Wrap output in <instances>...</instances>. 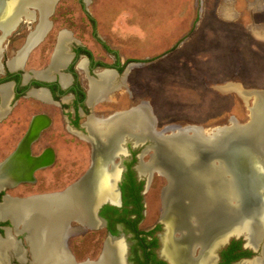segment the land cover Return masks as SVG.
<instances>
[{"label": "flooded vegetation", "instance_id": "1", "mask_svg": "<svg viewBox=\"0 0 264 264\" xmlns=\"http://www.w3.org/2000/svg\"><path fill=\"white\" fill-rule=\"evenodd\" d=\"M30 3L28 1L21 7V10L17 11L18 17L13 16L10 22L8 20L0 23V130L7 124L10 128L8 132L0 135V140L2 139V142L0 141V208L9 202L13 205L37 203L44 200L52 203L81 189L84 192L82 202L80 203V199L74 198V203H80L81 214H74L67 219L66 231L61 236L62 247H66L76 264L98 263L108 255V252H121L124 258L120 264H264V228L259 230L253 223L242 225L237 223L232 226L229 224L213 234L219 235V238L213 242L211 239H214V236L206 242L195 240L193 235L194 239L189 237V240H186L181 237L182 233H180L186 228L187 220L179 214L178 210L181 208L175 206L177 209L179 208L175 210L178 213L175 216L170 212L172 206L168 212V207L164 204L169 178L156 161H161L163 155L161 152L162 142L168 141L175 133L182 135L184 133L182 130H186L188 139H191L194 135L193 129L198 132L201 130L207 134L209 130L215 131L216 128L230 127L229 125L236 123L240 125L235 115H229L228 124L216 127H205L202 126L203 123L199 122L188 123L191 125L186 126L173 124L162 127L159 125L162 124L160 122L161 115L156 113V106L154 107L148 101H142L140 105L131 107L127 111H117L109 115L108 110L107 112H97L96 107L99 105L108 106L111 93L118 87H122L121 81L127 80L128 77L127 69L135 64L136 60L122 62L119 53L110 50L107 44L99 40L97 30L94 29L93 36L101 44L106 56L109 54L115 58L113 64H108V62L96 59L92 50L73 38L70 31L63 30L59 33L58 41L53 48L50 63L40 70L27 69L31 53L44 41L53 28L51 17L55 11L54 7L48 34L35 45L24 60L27 48L38 42L48 28L45 16L44 31L34 41L29 42L41 22L40 9L37 8V5L32 3L33 8L37 10L35 19L31 12L26 11L25 7ZM50 3L48 13H50V8L55 0H51ZM250 3L252 5L254 1ZM80 4L83 8L86 7L85 0H80ZM248 5L245 7V12L249 13L252 7ZM260 11L264 12V3ZM255 15L256 13H252L249 21L253 23V26H256V31H259ZM248 17L245 16L247 19ZM88 18L93 24L92 27L95 28V20L90 15ZM6 25H8L7 29L3 30L1 26ZM22 25L27 26L28 32L17 31ZM241 27H244L242 23H240V30ZM248 29L253 33L252 26ZM251 33L249 35L255 41L256 38ZM243 34L245 33L243 32ZM23 35L26 40L21 45L22 47L19 50H9L10 45L14 43L13 39ZM62 40H66L62 55L67 61L62 67H56L57 51ZM255 47L258 48V46ZM177 50L178 47H175L174 51ZM6 53L10 57H7ZM17 57L20 59L16 69L11 68L10 61ZM82 61H86L83 67H81ZM205 65L202 64L203 69ZM192 66L191 62L187 65L190 76H192V72L194 73ZM205 69L204 73L196 75V79H205L206 73H209ZM108 71L113 72L115 79H119V82L115 80L116 85L113 88H108V85L102 88V93L98 98L91 97L90 84L92 82L102 83L101 74L108 73ZM38 73H44L45 76L39 78L36 75ZM230 75L232 73L223 76V81L228 79L230 83L235 84L237 81H243L248 84L245 79L239 78L237 75L231 78ZM63 79L67 80L65 85H63ZM207 81L209 82L208 79ZM250 84L255 86L252 82ZM246 97L241 95V99ZM258 104H254V108ZM141 105L149 113L150 127L141 128L140 131L135 121L133 123L135 126L130 128L125 123L136 109H140ZM54 109L58 110L60 114L63 130L83 139L90 146V158L86 169L71 180L67 186L62 188L60 186L61 189L55 191H47L49 181L56 183L58 181L61 185L64 177V166L60 161V154L52 144L55 126L52 116ZM128 111L132 113L124 120L117 116V114L120 115ZM37 117L45 118L46 122H43L42 127L39 128L41 130H35V137L28 145L26 138ZM251 118L248 122L251 121ZM166 123L170 124L168 122L164 124ZM112 124H116L115 127L126 125L127 130H136L139 139L126 140V137L120 136L113 148H108V129ZM125 128L119 130H126ZM152 130L154 131L153 137L150 133ZM151 140L155 142H151ZM203 147L200 146L199 151L195 154L197 160H199V156L202 160L197 164L209 169V160L205 159ZM147 156L148 160L145 161ZM153 156H156L154 160ZM218 163L216 161L215 168H212V173L216 174L217 178L220 177L218 172L221 166ZM55 168L57 176H48L47 173H53ZM156 174L166 181L161 194L160 215L154 226L144 228L142 226L147 214L145 194ZM222 179L226 180L228 184L232 182L230 173L225 169ZM50 196L57 198H49ZM180 200V198H171L169 201L181 204ZM192 224L194 223L192 222ZM230 226L231 228L226 230ZM24 227V225H16L11 215L0 219V239L5 240L11 236L19 250L18 254H11L7 262L33 264V254L28 242L30 231L29 229L24 230ZM97 231L104 232L100 255L93 260H78L76 253L70 249L71 240L77 239L76 244L80 245L83 237ZM187 242L188 246L185 244ZM195 242L196 248L193 247ZM108 245L110 249H108ZM111 245H115L114 250ZM188 247L189 254L185 250Z\"/></svg>", "mask_w": 264, "mask_h": 264}, {"label": "rangeland", "instance_id": "2", "mask_svg": "<svg viewBox=\"0 0 264 264\" xmlns=\"http://www.w3.org/2000/svg\"><path fill=\"white\" fill-rule=\"evenodd\" d=\"M238 1H240L238 10L242 16L249 15V21L252 13H246L242 7L243 3L247 5L248 2ZM85 2L86 7L83 8L80 0H58L51 17L53 28L31 53L27 69L40 70L50 63L53 48L58 41L59 33L63 30L70 31L73 38L87 45L96 59L113 64L115 58L109 54L106 56L101 44L93 36L94 29L97 30L99 40L107 44L110 50L117 51L122 62L136 60L135 64L127 69L128 77L127 80L121 81L122 87L111 93L108 106L99 105L96 107L97 112L108 110L109 115L117 111H127L140 105L142 101H148L156 106V113L161 115L162 124L159 125L162 127L173 124L186 126L192 122L203 123L202 126L205 127H216L228 124L230 118L228 114L214 118L219 111L217 101L214 99L218 93L214 87L210 88V85L214 83L216 87L223 83V76L227 73H232L231 78L237 75L245 79L248 82L244 88L246 91L253 89L249 86L251 82L255 84L254 87L260 88L264 85V42L260 40L255 42L249 37L248 26L243 25L241 33L236 25L231 27L232 25L219 18L218 12L225 0H85ZM263 3V0H258V7L256 9H254L256 5L252 7L260 32L264 31V12L260 11ZM88 15L95 20V28L92 27ZM199 22H202V26L192 37L190 33L198 28ZM27 29L26 25H22L17 31L25 33L28 32ZM186 30H189L188 33ZM25 40L24 35L17 36L9 50H19ZM175 47H178L179 51H174ZM236 49L239 50V54ZM6 56L9 55L6 53ZM190 62L194 70V73L190 70L192 76L187 70ZM202 64H206L204 69L206 68L209 73H206L204 80L200 78L197 80L196 75L204 73ZM115 80L119 82V79ZM238 107L242 111H237L239 117L236 119L242 125L248 123L249 118L246 116L249 111L248 105L238 100ZM52 116L55 121L52 144L60 154L64 177L61 185L58 181L57 183L49 181L47 191L67 186L86 169L90 158V146L87 142L63 130L58 110H52ZM165 122L170 124H164ZM3 129L0 130V135L10 130L8 124ZM147 160L148 156L145 158V161ZM47 175L57 176L56 168L53 173L49 172ZM165 185V179L156 174L145 194L147 214L142 227L150 228L155 225L160 215L161 194ZM103 237L102 231L89 233L87 237L81 239L80 245L76 244L77 239H72L70 249L76 253L80 261L96 259L102 249Z\"/></svg>", "mask_w": 264, "mask_h": 264}, {"label": "bare ground", "instance_id": "3", "mask_svg": "<svg viewBox=\"0 0 264 264\" xmlns=\"http://www.w3.org/2000/svg\"><path fill=\"white\" fill-rule=\"evenodd\" d=\"M30 1L33 3V5H37V8L40 9V16H41V22L39 25V28L37 32L31 36L29 42L31 43L34 41V39L42 32L44 31L43 28L45 27V16L49 12V5L51 4V0H23L24 3L21 4V7L24 4H27V2ZM17 9V11L21 10ZM19 8V7H18ZM51 9V8H50ZM51 12V10H50ZM11 19V16H10ZM10 19L8 22H10ZM13 22V18L11 20ZM3 30H6L8 25L1 26ZM63 41V42H62ZM61 45L59 46V50L57 51V57L55 61L56 67H62L66 63V59L64 58L63 49L65 46L66 40H62ZM29 44V43H28ZM20 57H17L10 61V67L15 68L19 62ZM86 61H82L81 67L85 65ZM20 64V63H19ZM39 78H43L45 76L44 73H38L36 74ZM101 77L103 78V82L99 84H95L92 82L90 84V95L91 97H94L95 99L98 98V96L102 93V88L106 87L108 85V88L115 86V75H113V72L108 71V73L101 74ZM65 79H63V85L66 84ZM233 89V88H232ZM243 94V93H242ZM260 99V98H259ZM261 101V100H260ZM144 107V106H143ZM142 105L140 109H136L129 118H127L126 125L129 127L135 126L134 121L139 126V129L141 131L142 129H147L150 127V120H149V113L147 110L143 109ZM251 120L256 124L257 129L264 130V99L256 105V114L255 116L251 118ZM253 124V125H254ZM126 125L115 127L116 124H112L111 128L109 126L108 134L110 133V130H119V128H125ZM253 125L250 127L249 135L251 136L254 132ZM126 129V128H125ZM230 131L229 134L233 133L234 130H237V126L230 125L228 127ZM218 130V129H217ZM222 130V129H221ZM193 134L191 139H188L186 142V139H183L182 135H177L176 133L172 135V142L167 147L169 152H167L169 157H173L171 161H168L167 163L173 164L174 162L181 163V170H182V179H186V186L191 188L192 191H195V202L198 207H200L201 211H195L197 214L196 217L197 221L196 226L192 229L190 226H186V236L183 239L189 240L190 238L194 237V232L198 236L194 237L195 240H204L205 242L211 239L213 236L214 239H211L215 241V239L219 238V235L215 234L217 230H219L221 227L228 226L229 224H233V222H228L229 219L227 218H214L210 220V216L218 215V217L229 213L228 206L223 203L222 198L228 190L232 188V182L229 184L225 181L222 183L220 177L216 174H212V170L208 169L207 167L200 166L197 164L196 161V152L194 150L197 146H206L207 142L212 144V141H215V146H219L223 141H226V134L223 135L222 133H216V131H208V133H203L201 130L198 132V130L193 129ZM147 132V130H145ZM144 132V133H145ZM227 132V130L225 131ZM264 154V153H263ZM156 158V156H153V160ZM157 161V165L160 166L165 170V172H168L169 169L168 166L161 163V161ZM176 165V164H175ZM160 168V169H161ZM167 169V170H166ZM214 172V171H213ZM217 173V172H216ZM202 174V175H201ZM219 174V173H218ZM175 175V174H173ZM212 175L215 179L214 182V188L211 190L205 188L204 181L208 180V183L212 181ZM220 175V174H219ZM203 180V182H202ZM198 181V183H196ZM169 182L171 180L169 179ZM202 182V183H201ZM220 184H222L221 187ZM177 187L173 184H169V188H167L166 192L167 196L164 200V204H167L170 197L169 193H173L172 195L173 199H181L180 192H176ZM200 190H204L202 193ZM84 192L81 189H78L76 192L70 193L68 196H64V198H60L61 200H56L54 202L46 201L43 202H37V203H28V204H17L13 205V203L9 202L5 206L0 208V219L5 218L6 216H10L13 219V222L16 225H24L25 229H29L30 235L28 237V242L32 250L33 254V264H73L62 247V235L66 231V222L67 219L74 214H81L80 211V203L82 202L83 194ZM49 198H57L50 196ZM75 199H80V203L76 204L74 203ZM171 199V198H170ZM180 200V201H181ZM78 201V200H77ZM76 201V202H77ZM181 205L183 206L184 211L187 214L188 221L190 223V212L194 208L189 202L183 203L181 201ZM179 207V204L173 203L172 206V212L171 214L177 216L178 213L175 211L177 207ZM87 207V206H86ZM180 208V207H179ZM178 208V209H179ZM177 209V210H178ZM180 212L179 214L185 219V215L182 212V210H178ZM238 213V211H237ZM235 215V213H234ZM234 215L232 216L234 218ZM79 216V215H78ZM227 217V216H226ZM180 219V217L178 216ZM83 219V218H82ZM204 219L210 220L209 222H204ZM27 220V221H26ZM91 221V220H90ZM185 222V221H184ZM234 225H237L234 223ZM199 226V227H197ZM230 227L226 228V230H229ZM9 235V234H8ZM7 235V236H8ZM193 235V237H192ZM218 236V237H217ZM193 238V239H194ZM181 239V238H180ZM179 239V240H180ZM253 240V239H252ZM188 246V242L185 243ZM111 248L113 250L115 249V245H111ZM185 250L187 254H189V247ZM180 251V250H179ZM19 250L17 248L16 242L12 239L11 236H8L7 239L2 240L0 239V264H5L8 261V258L11 254H18ZM20 258V257H19ZM264 259V258H263ZM118 259H115L111 254H108L98 263H85V264H118Z\"/></svg>", "mask_w": 264, "mask_h": 264}, {"label": "water", "instance_id": "4", "mask_svg": "<svg viewBox=\"0 0 264 264\" xmlns=\"http://www.w3.org/2000/svg\"><path fill=\"white\" fill-rule=\"evenodd\" d=\"M58 0H55V3L53 4L51 8V12L46 15V22L48 23V28L40 38V40L33 45H30V47L27 48L25 55L23 59L27 57V55L31 52V50L42 41L45 36L48 34V31L51 27L50 17L53 14L54 7L56 5V2ZM24 3L23 0H0V23L6 22L11 17H18L19 13L17 12V9H20L21 4ZM19 7V8H18ZM27 10L33 14L32 17L35 19L37 10L33 8L32 3L30 5H26ZM22 18V16H21ZM131 111V110H130ZM126 112L123 114H120L117 116L120 117L122 120L129 117V114L132 112ZM253 112L256 114V107L253 109ZM254 117V116H253ZM42 121V122H41ZM43 122H46V119L43 117H37L33 121L31 132L29 133L28 137L26 138V143L29 145L31 141L35 137V130H41ZM125 122V121H124ZM251 120L247 124L244 125H238L237 130H234L233 133L229 134L231 130L228 129V127L223 128H216V133H222L223 135L226 134V141H223L219 146H215V141H212V144L207 142L206 147L204 148V155H206L207 161L209 160V169L212 170V168H215V162H219L221 166L219 167V174L221 182L224 181L228 183L226 180L222 179V176L224 174V169L226 172L230 173L231 179H232V188L226 192V194L221 197L222 202L225 203L229 208V213L231 214H224L223 217L218 215L210 216V220L214 218H227L229 219L228 222H233V224L240 223V225L245 223H253L255 224L259 230L264 228V130L257 129L256 124ZM253 125L254 132L252 135H249L250 127ZM121 126V125H120ZM264 126V125H262ZM130 128V127H129ZM120 129V128H119ZM218 129V130H217ZM222 129V130H221ZM227 130V132H225ZM184 133L182 134L183 139H186V142H188L189 136L185 132L186 130H182ZM151 137L154 135V131L151 132ZM138 135L136 133V130H110V133L108 134V148L112 149L113 146L117 143L118 137H126V140H137ZM172 138V137H171ZM171 138L169 140H164L161 144V152L163 153L161 157V163L165 167L168 166L169 169L167 170L166 174L168 175V178L171 180L169 184H173L177 187L176 192H180V196L182 198L183 203L189 202L194 208L190 212V223L188 221V217L186 212L184 211L183 207L179 203V207L181 208L182 212L185 215L186 220V226L195 227L197 218H194L197 216L195 211H201L200 207L196 205L197 202H195V191H192L191 188L187 187L186 185V179H182V170H181V163L174 162L173 164L167 163L168 161H171L173 157H169L167 152L170 154V150L167 149V147L171 144ZM140 141V140H139ZM151 142H155L154 140H151ZM200 148V146H197L194 148L195 152L197 153ZM159 153V152H158ZM221 156V157H220ZM201 156H199V160L196 162H200L202 160ZM9 164V163H8ZM176 164V165H175ZM213 166V167H212ZM222 171V172H221ZM175 174V175H173ZM213 174V173H212ZM202 175V174H201ZM213 176V175H212ZM235 176V177H234ZM169 181V180H168ZM203 182V180H202ZM201 182V183H202ZM214 182L215 179L212 177V181L210 184L208 183V180L204 181L205 188L208 187L213 190L214 188ZM198 183V181H196ZM222 184H220L219 187H221ZM169 188V185H168ZM208 188V189H209ZM167 190V189H166ZM168 191V190H167ZM201 193L204 190H200ZM167 194V193H166ZM170 198H173V193H169ZM166 204V207H168V212L170 211L169 208L173 206V202H170ZM178 207V206H177ZM238 211V213H237ZM235 213V215H234ZM234 215V218L232 217ZM227 216V217H226ZM72 217V216H71ZM70 218V217H69ZM209 220V221H210ZM208 220L204 219V222H209ZM192 222L194 224H192ZM67 224V222H66ZM199 227V226H197ZM67 228V225H66ZM258 230V231H259ZM182 233L181 237H185L186 231L181 230ZM194 236H198L196 232H194ZM195 241V240H194ZM193 241V242H194ZM193 247L196 248V242L193 244ZM65 248V250H64ZM63 250L67 255L69 256L71 262L73 264H76L74 262L73 257L69 254L66 247H64ZM108 249H110L108 245ZM108 254H111L115 259H118L117 262L120 264V262H123V254L121 252H108Z\"/></svg>", "mask_w": 264, "mask_h": 264}, {"label": "crops", "instance_id": "5", "mask_svg": "<svg viewBox=\"0 0 264 264\" xmlns=\"http://www.w3.org/2000/svg\"><path fill=\"white\" fill-rule=\"evenodd\" d=\"M244 1L248 2V4H249L248 6L251 5V3H250L251 1H249V0H244ZM253 1H254V4L252 3L251 7H253L254 5L257 6L258 0H253ZM238 2L240 3V1H238V0H225V3L223 4V6L221 7V9L218 12L219 18L223 22L227 23L228 25L229 24L232 25L231 27H235V25H236V27H238L237 29H240L239 28L240 23H242L245 26H248L249 28H250V26H252V28H254L253 33H251L250 30L248 29L249 34L251 33L256 38V40H258V41L260 40V41L264 42V33H263L264 31H261V32L256 31V26H253L252 22H251L252 25H250L251 24L250 21H248V19L245 18V16H242V13L238 10V6L240 5V4H238ZM243 4L244 5L242 7L245 10L246 5H245V3H243ZM256 8L257 7H255L254 9H256ZM254 9L252 8L250 13H253L252 11ZM201 26H202V22H199L198 28H196L194 31L192 30L193 32H191L190 35L192 37H194V35L197 34L196 32H199V29ZM186 31L188 33L189 30H186ZM249 37H250V35H249ZM179 49L181 50V48H179ZM250 50L257 52L254 49H250ZM236 51L239 54V50L236 49ZM249 86L252 87L253 89L246 91L244 88L247 87V83H245L243 81H237L234 84V83L228 82V79L225 82L218 84L216 87H215V85H210V88L214 87L218 93V94H216V96H215L216 98H214V99H216V101H217V103H216L217 109L219 108L218 110L220 112L217 111V115H215L214 118H217V117H220L223 115L225 116L226 114H228V115L234 114L236 118L239 117V115H238L239 113L237 111L241 112L242 110L238 107V100H239V102L243 101L246 106L248 105L249 111L246 114V116L248 118L252 117V115L255 116V113L253 112V109L255 106L254 104L260 103L264 99V85L263 86L261 85L260 88L251 86V84ZM241 95L247 96V97L245 99H241ZM211 118H213V117H211Z\"/></svg>", "mask_w": 264, "mask_h": 264}]
</instances>
